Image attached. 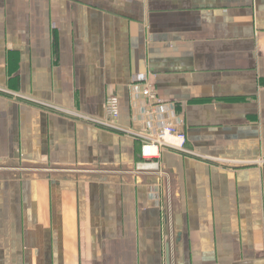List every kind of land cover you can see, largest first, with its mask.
<instances>
[{"label":"crops","instance_id":"1","mask_svg":"<svg viewBox=\"0 0 264 264\" xmlns=\"http://www.w3.org/2000/svg\"><path fill=\"white\" fill-rule=\"evenodd\" d=\"M0 88V264H264V0H0Z\"/></svg>","mask_w":264,"mask_h":264},{"label":"built area","instance_id":"2","mask_svg":"<svg viewBox=\"0 0 264 264\" xmlns=\"http://www.w3.org/2000/svg\"><path fill=\"white\" fill-rule=\"evenodd\" d=\"M0 91H3L5 93L12 94L13 96H17L20 98H25V96H22L18 93H11L8 90H4L0 88ZM144 96H146V99L148 102H154L156 101L155 92L147 87L143 91ZM42 103V102H40ZM42 105L49 106L50 108H55L53 105H49L47 103H42ZM60 110L59 108H55ZM104 109L106 111V120H97L95 118H91L82 114H79L78 112L74 110H62L66 114L71 115L72 117L88 121L90 123H97L101 126H105L108 128H113L115 130H120L119 127L114 125V121L117 119L119 115V101L116 96H108L104 102ZM186 141V136L184 132H181L177 130L176 127H174L171 124L165 125L161 128H159L154 136L149 137L141 146V156L146 159H154L157 157L158 152L163 147H169L173 149H177L178 151H184L187 152L184 144Z\"/></svg>","mask_w":264,"mask_h":264},{"label":"rangeland","instance_id":"3","mask_svg":"<svg viewBox=\"0 0 264 264\" xmlns=\"http://www.w3.org/2000/svg\"><path fill=\"white\" fill-rule=\"evenodd\" d=\"M69 115V114H68ZM69 116H71V115H69ZM72 117V116H71Z\"/></svg>","mask_w":264,"mask_h":264}]
</instances>
